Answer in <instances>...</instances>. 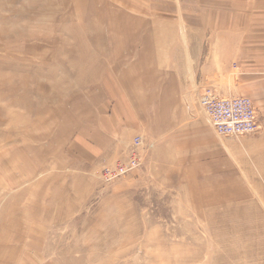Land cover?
<instances>
[{
  "label": "rangeland",
  "instance_id": "374dc122",
  "mask_svg": "<svg viewBox=\"0 0 264 264\" xmlns=\"http://www.w3.org/2000/svg\"><path fill=\"white\" fill-rule=\"evenodd\" d=\"M188 24H236L250 30L243 41H264V0H0L6 262L264 264V162L254 134L212 129L200 82L152 81L156 95L137 96L139 132L104 129L102 115L128 107L107 95L108 75L129 68L145 94L154 46L167 62L165 45L188 46ZM136 136L140 165L106 181Z\"/></svg>",
  "mask_w": 264,
  "mask_h": 264
},
{
  "label": "crops",
  "instance_id": "0c3cea01",
  "mask_svg": "<svg viewBox=\"0 0 264 264\" xmlns=\"http://www.w3.org/2000/svg\"><path fill=\"white\" fill-rule=\"evenodd\" d=\"M185 31L188 32V42H186L188 46L181 50L176 46L165 45L164 55L167 57L165 63H161V45L154 46L151 62L149 60L152 74L144 79L145 94L139 91L140 85L127 73L129 68L122 69V65L119 64L118 77L113 75L114 71L108 75L112 85H107V95L124 98L128 107L122 111L125 118L114 113L113 116L109 114L101 116L106 134L118 140L121 136L114 132L118 125L125 128L128 125L126 129L129 131L139 132L146 115L137 96L154 97L155 92L151 93L154 87L152 81L169 80L174 84L183 80L198 81L200 82L198 89L202 91L200 94L208 87L214 88L222 96L246 95L254 101L260 128L253 133L254 135H247H253L249 137V150L254 154V160L262 166L264 162V41H243L244 33L250 30L236 24H188ZM161 65H164L165 70H162ZM225 82L229 85L228 88L225 87ZM159 89L161 90V86L156 87L154 91ZM170 90L176 95V86L170 87ZM168 96H171V93ZM163 109L161 108L162 111ZM105 111L108 112L109 108H105ZM107 135L103 136L107 138ZM98 145L97 142L95 145L89 143V150L96 151L97 147L100 148ZM7 257L6 254H2L0 248V264H10V261L6 262Z\"/></svg>",
  "mask_w": 264,
  "mask_h": 264
},
{
  "label": "built area",
  "instance_id": "2783aa9c",
  "mask_svg": "<svg viewBox=\"0 0 264 264\" xmlns=\"http://www.w3.org/2000/svg\"><path fill=\"white\" fill-rule=\"evenodd\" d=\"M198 102L212 129L219 135L238 136L256 133L260 126L258 114L249 97L241 95L222 96L214 88L198 97ZM141 138L134 137L125 159L106 166L102 177L108 181L136 169L141 161Z\"/></svg>",
  "mask_w": 264,
  "mask_h": 264
},
{
  "label": "bare ground",
  "instance_id": "6f19581e",
  "mask_svg": "<svg viewBox=\"0 0 264 264\" xmlns=\"http://www.w3.org/2000/svg\"><path fill=\"white\" fill-rule=\"evenodd\" d=\"M201 95H202V94H201ZM201 95H200V96H201Z\"/></svg>",
  "mask_w": 264,
  "mask_h": 264
}]
</instances>
